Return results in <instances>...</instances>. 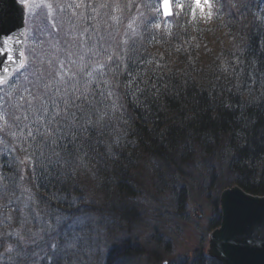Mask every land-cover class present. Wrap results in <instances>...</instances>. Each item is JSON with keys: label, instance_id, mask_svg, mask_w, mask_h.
Here are the masks:
<instances>
[{"label": "trees", "instance_id": "trees-1", "mask_svg": "<svg viewBox=\"0 0 264 264\" xmlns=\"http://www.w3.org/2000/svg\"><path fill=\"white\" fill-rule=\"evenodd\" d=\"M52 1V15L63 23L59 34L49 26L52 35L46 33V40L64 36L69 30L72 10L61 12L57 5L81 2ZM83 2L93 7L110 5L98 8V13L91 8L76 10L84 14V20L72 19L78 31L89 29L84 36H91L89 45L99 40L116 47L127 38L126 32L131 34L127 26L133 19V27L140 33L129 40V46L133 40L136 46L129 48L126 67L118 76L127 134L113 149V158L89 165L96 175L78 173L63 186L36 188L38 197L47 200L51 192L61 189L80 198L72 208L55 201L53 206L67 215L107 217L113 235L123 226L139 222L146 208L152 207L164 208L163 215L184 221L208 209L206 231L211 233L220 223L219 195L223 190L237 186L247 194L264 197V0H214L213 12L223 5L221 14L213 16L231 35V46L221 44L207 58L200 52L188 0H181L185 5L182 14L168 19L157 14L160 0ZM45 14L40 10L35 22L27 17L26 51L33 47L37 53L41 51L40 45L33 43L32 29L42 26ZM111 16L119 17V22ZM153 17L162 25L160 29L147 23ZM93 26L99 31L94 32ZM137 87L142 91H136ZM99 151L103 153L104 148ZM87 192L95 201L88 203ZM191 203L198 210L190 211ZM119 245L113 246L104 264H123L126 257L143 253L128 239ZM206 248L201 245L181 264H220L207 255Z\"/></svg>", "mask_w": 264, "mask_h": 264}, {"label": "snow or ice", "instance_id": "snow-or-ice-1", "mask_svg": "<svg viewBox=\"0 0 264 264\" xmlns=\"http://www.w3.org/2000/svg\"><path fill=\"white\" fill-rule=\"evenodd\" d=\"M2 3L4 0H0ZM20 3L34 22L37 13L33 9L48 11L41 19L42 26L32 29L33 43L41 48L39 53L35 47L30 52L23 47L17 51L16 46L23 43L21 39L12 34L0 36V56L12 66L4 67V75L0 76V264H79L91 218L67 215L53 202L67 203L72 208L80 198L57 189L44 200L34 189L63 186L78 173L91 172L92 162L102 164L116 155L113 149L125 139L128 123L121 102L123 95L118 92V76L126 67L129 48L136 46L135 40L129 46V40L140 33L133 27V19L127 26L131 34L126 32L127 38L116 47L105 46L99 40L89 45L91 36L84 39L89 29L78 31L72 19L84 20V14L76 10L91 8L98 13V8L110 5L93 7L81 0L57 5L61 12L72 10L69 30L63 37L46 40L45 34H59L63 23L53 17V4L36 0ZM114 7L120 10L119 4ZM213 7L214 0H193L190 15L196 20L197 11L205 19L221 14L223 5L216 12ZM184 10L181 0H160L156 9L165 19ZM110 19L119 22L117 16ZM147 23L156 29L162 27L155 17ZM93 31L99 30L93 26ZM45 45L55 51L49 52ZM9 72L15 75L9 77ZM136 91L142 89L137 87ZM101 147L103 153L99 151ZM254 228L264 232V222Z\"/></svg>", "mask_w": 264, "mask_h": 264}, {"label": "rangeland", "instance_id": "rangeland-1", "mask_svg": "<svg viewBox=\"0 0 264 264\" xmlns=\"http://www.w3.org/2000/svg\"><path fill=\"white\" fill-rule=\"evenodd\" d=\"M42 2L52 3V12L54 11L55 5L52 0H36V3ZM188 3L191 9L193 0H188ZM40 10L46 13L48 11L46 8L33 9L36 13ZM27 17L31 16L25 9V23ZM191 20H193L192 17ZM193 23L200 41V52L203 58L216 52L221 44L226 47L231 46V35L221 26L220 22L214 19V16L205 19L197 11V19L193 20ZM91 195L89 192L85 194L88 203L93 199ZM191 204L190 211L198 210L196 204ZM164 212V208L161 207L146 208L139 222L132 223L129 227L123 226L117 233L118 235H113L110 232L111 225L107 217L92 214L82 215L91 219L85 229L86 242H82L83 250L79 255V264H104L113 246H120L119 243L126 239L129 240L132 247L138 245L143 253L126 257L122 260L123 264H164L165 261L168 264H181L188 260L201 245L207 247V252L210 234L208 230L206 231L208 209L197 211L195 215H190L185 221L179 217L172 218V215L169 214L163 215ZM81 235H85V233H81Z\"/></svg>", "mask_w": 264, "mask_h": 264}, {"label": "water", "instance_id": "water-1", "mask_svg": "<svg viewBox=\"0 0 264 264\" xmlns=\"http://www.w3.org/2000/svg\"><path fill=\"white\" fill-rule=\"evenodd\" d=\"M24 21L25 9L18 0H4L0 4V36L12 34L21 39L23 43L16 46L17 51L24 48ZM6 66L12 67L6 63V57L0 56V76ZM13 75L14 72L8 73L9 77ZM219 205L220 223L209 235L207 255L220 264H264V232L254 228L264 222V197L247 194L234 186L220 193Z\"/></svg>", "mask_w": 264, "mask_h": 264}]
</instances>
